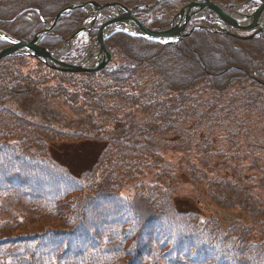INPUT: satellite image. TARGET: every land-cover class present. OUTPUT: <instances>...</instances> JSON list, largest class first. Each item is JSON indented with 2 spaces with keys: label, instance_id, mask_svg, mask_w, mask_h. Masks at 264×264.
I'll list each match as a JSON object with an SVG mask.
<instances>
[{
  "label": "trees",
  "instance_id": "trees-1",
  "mask_svg": "<svg viewBox=\"0 0 264 264\" xmlns=\"http://www.w3.org/2000/svg\"><path fill=\"white\" fill-rule=\"evenodd\" d=\"M76 1L89 0H0V30L29 41ZM190 1L137 15L155 28ZM85 16H62L43 44ZM195 24L176 45L112 35L99 73L0 60V264H264V33L187 35ZM69 142L72 162L49 152ZM197 184L205 213L178 201ZM221 209L249 222L225 223Z\"/></svg>",
  "mask_w": 264,
  "mask_h": 264
},
{
  "label": "water",
  "instance_id": "water-1",
  "mask_svg": "<svg viewBox=\"0 0 264 264\" xmlns=\"http://www.w3.org/2000/svg\"><path fill=\"white\" fill-rule=\"evenodd\" d=\"M160 0H157V2ZM155 2V3H157ZM91 4L95 7L96 11H101L107 7L117 6L123 10V13L117 16H113L107 21H105L101 27L99 28V33L97 36V41L99 43L100 50L97 53L98 64L95 68H87L83 65L71 64L68 62H64L58 60L54 53L44 46L40 44L42 38L46 35L48 30L54 26L56 20L59 16L64 14L66 11L73 9L74 7L80 6L85 7L86 5ZM151 7V6H148ZM134 8H128L127 6L120 3H106V4H94V3H82V4H73L62 11H60L52 20V22L42 31L37 33L33 40L29 42H21V41H11V45L0 50V59L3 57H8L12 55H31L36 58H41L46 64L53 66L51 62H55L58 65V69L63 71H71V72H97L103 69L107 63L109 62L110 55L105 45V38L110 34L115 25L123 24L128 25L130 27L135 28L142 35L151 37L154 39H167L169 43L174 44L177 43L181 37L182 33L188 24V22L195 16L202 14L205 10L211 11L217 18L223 21L226 25L224 32L228 34L236 35L233 31L234 28L237 29H254L255 32L249 36H244L243 38H252L257 33H260L264 30V25L260 21L261 15L264 12V2H261V5L257 8V10L251 15H244L241 18V15L236 14L234 9L228 10L223 8L220 5H217L211 0H196L191 2L187 6L183 7L181 11L177 14L174 20L165 27H161L158 30H151L147 28L138 18L134 16L132 10ZM239 15V16H237ZM252 18L251 22L247 26L241 25L242 21L248 20ZM182 23L179 27L180 30H177L178 24ZM74 36H72L73 38ZM164 37V38H162Z\"/></svg>",
  "mask_w": 264,
  "mask_h": 264
},
{
  "label": "rangeland",
  "instance_id": "rangeland-1",
  "mask_svg": "<svg viewBox=\"0 0 264 264\" xmlns=\"http://www.w3.org/2000/svg\"><path fill=\"white\" fill-rule=\"evenodd\" d=\"M82 140H75V141H73V142H77V143H80ZM70 144H67L66 145V147L64 148V151H62V152H59L58 151V147L61 145L60 143L59 144H51L50 146H49V152L51 153V155H52V151H51V149L52 148H54L53 149V152H56V153H58V158H62V159H67V161H71L72 162V160H69L70 158H73V149H71V151H69L70 150V148H71V146H74V145H76V146H80L79 144H71V142H69ZM83 144H85V146L88 148V149H97L98 148V145H96L95 147H93V146H91V145H89V144H87V143H83ZM70 146V147H69ZM69 151V152H68ZM96 156H97V154L95 153V157H94V154H93V152H88V154H87V158H86V160H93V159H95L96 158ZM171 156V155H170ZM54 157V156H53ZM77 157V156H76ZM94 157V158H93ZM93 162L92 161H89L88 162V164H92ZM204 198H206V195L202 198V200L204 199ZM180 205H182V201H180ZM187 205H189L191 208L193 207V208H200V211H201V213H205V210H201L202 208H204L206 205H201L199 202L197 203V201H196V199H189L188 200V202H187ZM216 212L217 213H224L225 212V210H216Z\"/></svg>",
  "mask_w": 264,
  "mask_h": 264
},
{
  "label": "bare ground",
  "instance_id": "bare-ground-1",
  "mask_svg": "<svg viewBox=\"0 0 264 264\" xmlns=\"http://www.w3.org/2000/svg\"><path fill=\"white\" fill-rule=\"evenodd\" d=\"M264 17V12L263 14L261 15V18H260V21L263 19ZM252 18L248 19L247 21H242L241 22V25L243 26H247L249 25V23L251 22ZM182 25V23L178 24V27L177 30H180V26ZM242 30H246V29H242ZM164 38V37H162ZM203 191V186L197 184L195 185L194 187H192L191 189H186L184 191V193L179 197L178 201H182V205H185L189 199H195L199 196H202L201 193ZM193 197V198H192Z\"/></svg>",
  "mask_w": 264,
  "mask_h": 264
}]
</instances>
